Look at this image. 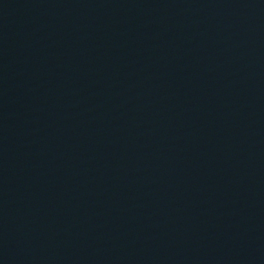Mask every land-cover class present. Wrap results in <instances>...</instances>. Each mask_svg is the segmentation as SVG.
<instances>
[{
  "label": "water",
  "instance_id": "water-1",
  "mask_svg": "<svg viewBox=\"0 0 264 264\" xmlns=\"http://www.w3.org/2000/svg\"><path fill=\"white\" fill-rule=\"evenodd\" d=\"M0 264H264V0H0Z\"/></svg>",
  "mask_w": 264,
  "mask_h": 264
}]
</instances>
